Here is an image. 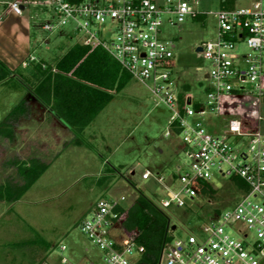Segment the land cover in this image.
Returning a JSON list of instances; mask_svg holds the SVG:
<instances>
[{"label":"built area","instance_id":"1","mask_svg":"<svg viewBox=\"0 0 264 264\" xmlns=\"http://www.w3.org/2000/svg\"><path fill=\"white\" fill-rule=\"evenodd\" d=\"M32 2L0 0V21L10 14L22 16L26 3ZM198 4V0H44L39 5L47 18L42 24L46 33L78 36L86 47L105 50L170 111L166 137L181 138L186 163L177 165L172 176L150 170L142 175V180L153 179L165 191L159 202L162 210L210 198L202 191L214 190L218 179L238 193L186 241L166 240L158 264H264L263 117H223L220 133L207 128V118L221 117L223 96L246 92V86L264 96V0L207 13L216 19V34L197 47L201 52L196 49L210 65L206 98L185 95L181 104L174 76L175 45L166 39L164 29L202 16L195 9ZM124 202V197L100 199L81 222L82 233L100 251L103 264H137L144 253L138 234L123 227ZM62 263L72 264L67 258Z\"/></svg>","mask_w":264,"mask_h":264},{"label":"rangeland","instance_id":"2","mask_svg":"<svg viewBox=\"0 0 264 264\" xmlns=\"http://www.w3.org/2000/svg\"><path fill=\"white\" fill-rule=\"evenodd\" d=\"M30 1L33 2L26 3L27 9L22 16L12 15L0 21V57L7 60L8 66L2 64L11 73L0 82V123L11 109L30 95L19 89V84L25 89L35 84L33 70L26 69L28 64L36 61L32 66L35 71L43 64L53 67L72 46L80 43L78 36L46 33L42 24L47 18L39 5L44 0ZM198 1L195 9L202 16L190 18L178 26H165L164 34L175 45L174 76L180 91L183 86L189 87L193 99L204 100L209 85L205 75L210 65L196 49L216 34V19L207 13L245 7L252 0ZM240 50L243 51L244 46L241 45ZM25 63L27 66L23 65ZM30 110L33 113L29 119L16 121L13 140L0 138V162L39 157L51 162L52 166L23 202L15 206L12 222L8 223L7 216H0V227H18L17 232L11 233L14 241L30 240V236L35 238L38 234L54 245L79 243L80 247L85 245L93 250L94 246L82 233L80 225L100 199L124 197V207L128 209L143 196L162 210L159 202L165 191L153 179L142 180V175L146 170L157 173L163 168L166 176H172L175 167L183 165L187 159L181 138L166 137L170 129V111L157 104L145 86L131 81L115 96L96 120L97 137L89 140L82 135L86 142L90 141L89 150L76 148L77 145L65 149L64 145L75 138L73 132L52 116H44L46 112L40 104L34 102ZM259 114L263 117L260 129L264 133V96L259 97L246 86V92L221 98V117L207 118V128L212 133H220L225 124L223 117L225 120H254ZM43 145L44 150L41 149ZM56 156L59 159L56 160ZM11 175L15 173L12 171ZM5 176L6 171L0 167V178ZM100 180L102 183L98 182ZM220 180L214 181L217 192L213 197H201L185 208L162 210L170 226L176 227L170 232L173 238L186 241L208 222L215 210L229 205L238 196L232 184Z\"/></svg>","mask_w":264,"mask_h":264},{"label":"trees","instance_id":"3","mask_svg":"<svg viewBox=\"0 0 264 264\" xmlns=\"http://www.w3.org/2000/svg\"><path fill=\"white\" fill-rule=\"evenodd\" d=\"M10 75L0 61V82ZM34 78L36 84L28 89L30 94L49 108L75 136L66 146L82 145L85 129L116 95L125 90L131 81H135L105 50L91 49L81 43L72 46L53 67L41 65L34 71ZM182 91L179 94L181 104L190 89L183 86ZM25 105L26 102L22 100L0 123V138L14 139L12 122L19 120ZM12 164L17 169V178H8L0 183V202L15 203L21 200L50 166L39 159L27 162L16 159ZM234 183L243 186L238 179ZM216 192L208 188L202 191L209 197H213ZM120 211L124 212L122 209ZM218 212L215 210L212 215ZM125 213L123 227L136 232L137 243L144 247L137 264H158L164 242L173 238L170 234L173 226H170L165 212L147 198L139 196Z\"/></svg>","mask_w":264,"mask_h":264},{"label":"crops","instance_id":"4","mask_svg":"<svg viewBox=\"0 0 264 264\" xmlns=\"http://www.w3.org/2000/svg\"><path fill=\"white\" fill-rule=\"evenodd\" d=\"M12 15L16 16V17L18 16L15 14H10L6 18H8ZM30 59H32V58H30ZM0 61L3 64H5V66L7 65L6 59H3L2 57H0ZM28 61L30 62L31 60H28ZM35 62L36 61H31L28 64V67L26 69L27 70L28 69L33 70V72H34L35 69L32 66H34V64H36ZM35 84H36V81H35ZM35 84L33 86H31L30 88L34 87ZM19 86H21V87H19V89L22 88L26 92L28 91V93L30 94V91L28 90L29 86H26L27 89H25L24 88L25 86H23L21 84H19ZM182 92L183 91L181 90V93ZM185 95H189V92L186 93ZM23 100L26 102L27 106H26L22 116H20L19 120H17V121H20L21 118H24L26 120L29 119V117H31V115L33 113V112H31L30 107L34 102H36V103L40 104L42 106V108L44 109V111L46 112L44 114V116L45 115L50 116V117L52 116V118L58 120L60 122L61 126H63L66 130H68L70 132V129H68L49 108L42 105L38 99L33 97V95H31V94L27 95L25 97V99H23ZM198 100H200V99H198ZM21 102H22V100H21ZM28 104L30 105L29 108H28ZM13 109H11L4 116V118L1 120V123L7 118L8 114ZM102 114H103V112L100 115H102ZM100 115L97 117V119L100 117ZM96 120L89 127H87L85 129V131L83 132V136H87V139H89V140L95 139V137H97L96 136L97 135V129H95V127H94ZM15 125H16V121L12 122L13 129H14ZM90 132H92V133H90ZM89 142L90 141L86 142L85 139H83L82 146L81 147L77 146L76 148H79V149L84 148V149L89 150V147L91 146L89 144ZM70 147H75V146L64 145L65 149L70 148ZM26 148L29 149L28 147H26ZM41 149L42 150L46 149L45 145H43ZM29 150H32V149L30 148ZM16 159H18V158H14V159H10V160L4 159L3 161L0 162V167L6 171V176L4 178H0V183L5 182L6 179H8V178H17V169L13 166L14 164H12V161H14ZM30 159H39L40 160L39 157H37V158L30 157L29 159H19V160L23 161V162H27ZM57 159H59V156H56V160ZM41 160H42V162L50 165L49 169L51 168V166H52L51 162L48 163L43 158ZM162 169L160 171L158 170L157 173H163ZM12 171L15 173L14 176L11 175ZM47 171L42 175L41 178L44 177V175L47 173ZM41 178L36 182V184L41 180ZM32 188L18 202H15V203L0 202V216L5 215L8 217L7 218L8 223L12 222L11 221V215H13L15 213V206L17 204L19 205L20 203L23 202V200L26 198V196L31 192ZM17 230H18V227H10V226L9 227H0V264H63L62 258H67L72 264H103L102 254L92 244H91L92 247L94 246V248H95L93 250L90 249L89 247L85 246V245L80 247L79 243H72V244H70V246H68L65 243L61 242L58 245H54V243L50 242L49 240H45L44 238H42L38 234H36L35 238L30 236L31 237L30 240L17 242V241H14V239L12 238V235H11V233L14 234V232H17ZM22 244H27V245L26 246H20ZM61 246H66L67 247L66 251H61V249H60ZM54 250L58 252L57 255L55 254L56 252Z\"/></svg>","mask_w":264,"mask_h":264},{"label":"water","instance_id":"5","mask_svg":"<svg viewBox=\"0 0 264 264\" xmlns=\"http://www.w3.org/2000/svg\"><path fill=\"white\" fill-rule=\"evenodd\" d=\"M201 50H202L201 48H198V49H197V52H201ZM175 228H176V227H173V230H174Z\"/></svg>","mask_w":264,"mask_h":264}]
</instances>
